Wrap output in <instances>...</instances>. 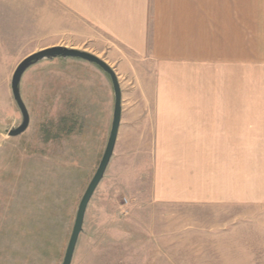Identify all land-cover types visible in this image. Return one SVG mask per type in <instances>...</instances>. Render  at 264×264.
Segmentation results:
<instances>
[{
    "label": "rangeland",
    "instance_id": "rangeland-1",
    "mask_svg": "<svg viewBox=\"0 0 264 264\" xmlns=\"http://www.w3.org/2000/svg\"><path fill=\"white\" fill-rule=\"evenodd\" d=\"M52 45L105 60L122 98L114 151L87 204L71 264H264L261 209L155 198L151 128L135 118L152 109L149 103L135 113L134 106L150 95V66L49 0H0V264H61L109 135V75L86 60L56 57L23 73L29 124L8 136L6 129L21 122L13 70Z\"/></svg>",
    "mask_w": 264,
    "mask_h": 264
},
{
    "label": "crops",
    "instance_id": "crops-1",
    "mask_svg": "<svg viewBox=\"0 0 264 264\" xmlns=\"http://www.w3.org/2000/svg\"><path fill=\"white\" fill-rule=\"evenodd\" d=\"M49 1L150 66L157 200L264 212V0Z\"/></svg>",
    "mask_w": 264,
    "mask_h": 264
},
{
    "label": "water",
    "instance_id": "water-1",
    "mask_svg": "<svg viewBox=\"0 0 264 264\" xmlns=\"http://www.w3.org/2000/svg\"><path fill=\"white\" fill-rule=\"evenodd\" d=\"M56 57L80 58L99 66L104 72H106L109 75L113 89V97H114L112 119H111V125H110L109 135L106 141V145L102 153L101 159L98 163V166L93 176L91 177L89 183L87 184L78 203L71 233L62 258L61 264H71L75 245L78 236L82 231L84 214L86 211L87 204L93 192L95 191L97 185L99 184L100 180L103 178L108 163L110 161V158L114 151L119 125L121 121L122 98H121V87L116 72L102 58L88 51L73 47H67L63 45H52V46L44 47L25 56L16 65L15 69L13 70L10 81V88H11L13 100L16 103L21 114V122L17 126H12L9 129H6L8 136H16L24 132L29 124V113L20 93V82L23 73L27 68H29L30 66H32L33 64L39 61L52 60Z\"/></svg>",
    "mask_w": 264,
    "mask_h": 264
}]
</instances>
